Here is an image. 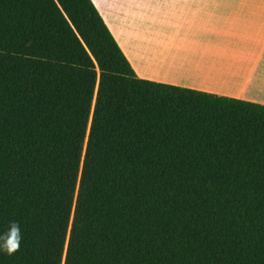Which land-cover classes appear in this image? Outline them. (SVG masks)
I'll return each instance as SVG.
<instances>
[{
  "label": "trees",
  "instance_id": "1",
  "mask_svg": "<svg viewBox=\"0 0 264 264\" xmlns=\"http://www.w3.org/2000/svg\"><path fill=\"white\" fill-rule=\"evenodd\" d=\"M0 264H264V105L136 75L91 0H0Z\"/></svg>",
  "mask_w": 264,
  "mask_h": 264
},
{
  "label": "crops",
  "instance_id": "2",
  "mask_svg": "<svg viewBox=\"0 0 264 264\" xmlns=\"http://www.w3.org/2000/svg\"><path fill=\"white\" fill-rule=\"evenodd\" d=\"M136 75L264 105V0H91Z\"/></svg>",
  "mask_w": 264,
  "mask_h": 264
},
{
  "label": "clouds",
  "instance_id": "3",
  "mask_svg": "<svg viewBox=\"0 0 264 264\" xmlns=\"http://www.w3.org/2000/svg\"><path fill=\"white\" fill-rule=\"evenodd\" d=\"M22 239L19 223L11 221L8 228L0 232V253L14 255L19 251Z\"/></svg>",
  "mask_w": 264,
  "mask_h": 264
}]
</instances>
